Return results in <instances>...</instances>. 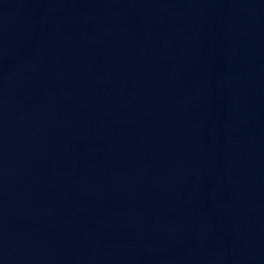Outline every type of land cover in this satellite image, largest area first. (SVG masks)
I'll list each match as a JSON object with an SVG mask.
<instances>
[{"label":"water","instance_id":"water-1","mask_svg":"<svg viewBox=\"0 0 264 264\" xmlns=\"http://www.w3.org/2000/svg\"><path fill=\"white\" fill-rule=\"evenodd\" d=\"M0 264H264V0H0Z\"/></svg>","mask_w":264,"mask_h":264}]
</instances>
